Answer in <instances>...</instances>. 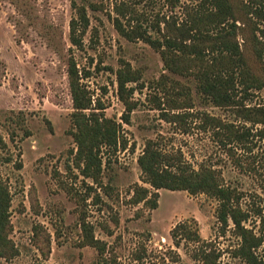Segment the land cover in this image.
<instances>
[{"label":"rangeland","instance_id":"374dc122","mask_svg":"<svg viewBox=\"0 0 264 264\" xmlns=\"http://www.w3.org/2000/svg\"><path fill=\"white\" fill-rule=\"evenodd\" d=\"M251 1L257 3L249 16L255 26L240 25L236 40L250 72L263 84L243 104L259 107L264 106V60L258 61L255 50L258 39L264 55V8L260 0L232 4L244 21L242 3ZM198 3L0 0V179L10 196L8 239L14 249L0 264H201L192 258L193 245L173 243L170 233L182 222L195 224L200 238L221 253V264H245L232 257L240 243L233 225L220 231L215 198L155 191L144 183L138 163L153 141L194 170L211 167L239 196L249 215L244 226L264 236L263 127L246 122L238 110L212 104L198 91L194 73L164 71L160 53L136 36L141 31L163 41L169 33L177 35ZM80 8L88 27L79 48L70 41L69 25ZM71 64L90 99L85 114L116 128V146L100 148L99 171L91 169L89 175L73 137ZM127 68L135 79L126 85L133 105L129 114L116 75ZM205 116L249 136L230 142L229 132ZM142 189L157 193L154 209L136 203ZM83 224L103 245L102 253L84 244ZM258 251L264 255V242Z\"/></svg>","mask_w":264,"mask_h":264},{"label":"trees","instance_id":"16d2710c","mask_svg":"<svg viewBox=\"0 0 264 264\" xmlns=\"http://www.w3.org/2000/svg\"><path fill=\"white\" fill-rule=\"evenodd\" d=\"M256 4L255 1L242 3L240 14L244 18L243 21L238 17L232 0H199L194 9L195 14L176 29L177 35L169 33L164 36L163 41H159L152 40L144 32H135L138 38L160 53L164 71L179 75L194 73L201 94L216 107L238 110L241 118L246 122L262 126L263 128L259 130V138L264 140V106L246 107L243 104L245 99H249L251 92L260 91L263 84L250 72L236 40L238 32L242 31V25L255 26L249 18L255 14ZM260 6L264 8V0H260ZM76 12L77 18L72 19L69 25L70 41L75 47L80 48L82 34L88 27V19L83 8ZM239 20L242 22L240 23ZM116 25L125 37L131 38L121 30L118 23ZM203 44H206L205 47ZM257 44L259 46L258 39ZM258 46L255 50L257 59L264 60L263 49H259ZM116 75L119 96L129 114L133 105L127 101L130 92L126 85L135 82L134 75L128 68L118 70ZM68 79L75 110L72 115L76 127L73 137L77 144L78 155L85 161L84 174L89 175L91 169H95L98 173L100 162L97 155L103 146H116V128L107 119L99 121L98 118L85 114V111L89 110L90 99L80 83L78 70L73 64L68 67ZM205 118L209 119L207 116ZM209 121L217 128L222 127L227 130L229 133L226 137L230 142L233 140L241 142L249 136L248 131L240 132L217 119H209ZM138 163L144 183L155 191L160 189L186 191L191 195L204 193L215 198L218 202L217 218L221 224L220 231L224 234L231 223L233 233L240 242L233 250L232 257L245 264H264V255L262 256L258 251L264 242V236L254 235L244 226L249 220V215L240 208L236 191L221 183L217 171L205 164L194 170L181 155H166L153 141L146 143ZM141 191L143 195L136 203L143 202L144 205L154 209L156 200H152V197L156 198L157 193H149L147 189ZM148 194L151 198H147ZM9 207V192L0 179V259L14 255L13 246L8 239ZM82 231L84 244L102 253L103 245L93 238L85 224L82 225ZM170 235L176 248L180 247L182 241L194 246L192 250L194 262L221 264V253L200 238L194 223H179L172 229Z\"/></svg>","mask_w":264,"mask_h":264}]
</instances>
